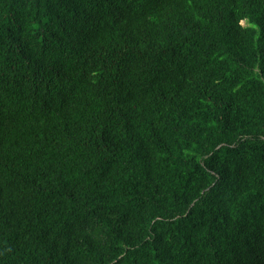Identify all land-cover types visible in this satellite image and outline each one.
<instances>
[{
  "label": "trees",
  "instance_id": "16d2710c",
  "mask_svg": "<svg viewBox=\"0 0 264 264\" xmlns=\"http://www.w3.org/2000/svg\"><path fill=\"white\" fill-rule=\"evenodd\" d=\"M0 264H264V0H0Z\"/></svg>",
  "mask_w": 264,
  "mask_h": 264
}]
</instances>
